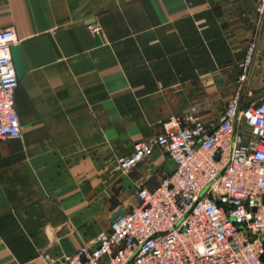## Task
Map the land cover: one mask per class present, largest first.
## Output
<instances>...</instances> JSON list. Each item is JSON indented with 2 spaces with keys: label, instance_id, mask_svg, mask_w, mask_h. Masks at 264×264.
Masks as SVG:
<instances>
[{
  "label": "crops",
  "instance_id": "0c3cea01",
  "mask_svg": "<svg viewBox=\"0 0 264 264\" xmlns=\"http://www.w3.org/2000/svg\"><path fill=\"white\" fill-rule=\"evenodd\" d=\"M258 1L0 0V29L15 30L24 66L22 133L0 140V264L91 246L136 204L138 185L168 173L158 147L129 172L116 158L195 106L216 120L251 39L246 87L264 96Z\"/></svg>",
  "mask_w": 264,
  "mask_h": 264
},
{
  "label": "built area",
  "instance_id": "2783aa9c",
  "mask_svg": "<svg viewBox=\"0 0 264 264\" xmlns=\"http://www.w3.org/2000/svg\"><path fill=\"white\" fill-rule=\"evenodd\" d=\"M257 11L264 14V0ZM18 41L13 28L0 29V140L22 133L11 55ZM256 51V40H248L236 62L235 93L216 120L193 107L116 158L129 172L158 147L173 165L153 187L138 185L136 204L91 246L45 254L47 264H264V96L246 100Z\"/></svg>",
  "mask_w": 264,
  "mask_h": 264
},
{
  "label": "water",
  "instance_id": "95a60500",
  "mask_svg": "<svg viewBox=\"0 0 264 264\" xmlns=\"http://www.w3.org/2000/svg\"><path fill=\"white\" fill-rule=\"evenodd\" d=\"M11 55H12V60H13V64L16 70V74L17 77H20L23 72H24V66H23V61H22V56H21V51L18 45H15L11 48ZM261 89H264V87H262ZM173 165V162L171 160H169L166 163V171L170 172V169ZM126 213V209L124 208H119L117 209L111 216L110 220L111 222L119 215H124Z\"/></svg>",
  "mask_w": 264,
  "mask_h": 264
},
{
  "label": "rangeland",
  "instance_id": "374dc122",
  "mask_svg": "<svg viewBox=\"0 0 264 264\" xmlns=\"http://www.w3.org/2000/svg\"><path fill=\"white\" fill-rule=\"evenodd\" d=\"M235 88H236V86H235V84H234V91H233V93L231 94V97H232V95L235 93ZM246 90H249V89H247V87H246ZM257 92V91H256ZM257 96H259V95H257L256 93H252L250 96H247L246 97V100H251V99H254V98H256ZM230 97V98H231ZM230 98L228 99V101L230 100ZM227 101V102H228ZM195 108H197L196 106H195ZM197 110H199V112H201L202 113V111L199 109V108H197ZM211 112H212V110H211ZM203 114V113H202ZM136 190H137V188H136Z\"/></svg>",
  "mask_w": 264,
  "mask_h": 264
}]
</instances>
